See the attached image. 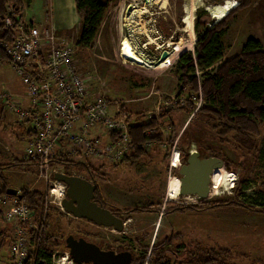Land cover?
I'll return each instance as SVG.
<instances>
[{
    "label": "rangeland",
    "instance_id": "374dc122",
    "mask_svg": "<svg viewBox=\"0 0 264 264\" xmlns=\"http://www.w3.org/2000/svg\"><path fill=\"white\" fill-rule=\"evenodd\" d=\"M102 1L106 3L107 9L95 37V43L88 48L76 44L80 17L75 8V0H36L29 6L21 0L19 6L23 20L50 24L55 35L69 41L67 44L73 50V63L86 85L88 98L95 95L104 96L112 104L109 112L116 115V108L120 109V114L126 112L128 122L146 120L164 114L163 117H159L157 123V130L162 133V140L158 143L150 141L145 145L150 161L143 156L133 166H129L125 162L114 165L106 159L101 169L99 168V173H95L96 183L109 207L123 211L129 207L149 204L152 206L149 211L130 210L125 214L121 231L109 227H97L87 223L84 218H74L67 213V216L56 222L55 226L64 232L84 231L100 242H112L122 248L127 247L136 256L141 254L144 246H150L153 241H160L164 236L175 233L177 236L172 234L174 238L168 247L178 253L184 254L183 245L189 248L200 245L205 248L226 250L227 264H264V192L260 191V184L264 181V161L260 158L259 151L255 153L257 157H254L243 151H234L228 142L219 146V143L216 144L215 131L200 118L195 117L188 124L183 136V140L189 144L188 149L184 150L186 153L184 157L192 150L200 151L204 156L203 147L206 144L220 147L225 155V159L211 154L205 155L212 158L213 166L210 193L207 198L181 196L177 194L178 190L170 191L168 176L165 182L164 167L160 161L161 152L168 138L173 133L178 134L193 111L203 103L198 96V98L190 97L192 108L184 105L187 92L178 80L179 71L176 66L178 56L188 49L192 54L198 37L195 31L197 20L200 25L209 26L216 22V19L223 18L231 6L234 5L233 9L238 6L241 0H193L194 8L190 16L187 13L189 0H155L152 6L148 5L146 9H142V13L135 15L142 25V29L137 32L125 26L127 13L124 10L131 2L143 6L142 0ZM9 3L13 2L8 1ZM202 8L205 12H200L198 15L197 11ZM125 28L128 35L137 42L140 53L153 61L154 65L133 52L127 42ZM250 36H258L264 43V0H251L248 5L236 10L229 17L225 34L222 36L224 58L238 54L242 44ZM181 46L189 47L176 53L175 50ZM162 50H168V57L161 64L156 65L155 60ZM197 75L200 76L201 72L195 69V76ZM13 91H24L26 101L25 99H20L23 102L19 101ZM6 100L27 107L30 99L11 63L0 62V116L2 114L0 163L2 164L10 163L14 159H25V149L31 139L25 140L27 134L24 133V129L28 128L30 123L20 125L14 115L5 108ZM169 109L170 112L166 114ZM100 130V128L93 130L92 134L100 133ZM104 135L105 133L101 135L99 145L101 147L107 144V136ZM259 142V148L264 146V125L260 130ZM178 148L181 151L182 147ZM53 150L56 154L66 153L72 158L71 160L86 161L93 173L100 163V157L108 158L106 153L84 156L80 145L73 142L66 143L63 149L54 147ZM127 152L130 153V150ZM226 166L230 169H226ZM5 167L2 173L7 178L8 187L17 189L18 193L23 186L45 189V192L51 186H45L44 178L41 176L42 167L37 166L36 162L33 167L29 165ZM55 168L57 171L69 172L91 180L88 174L78 167L58 165ZM215 172L225 179L218 180L216 174L214 175ZM171 174L176 175V168ZM241 177L248 179L249 187L244 190L243 195H237V200L248 204L247 206L229 202L235 196L234 189ZM56 185L62 186V197H64L65 184L61 182ZM56 188L61 190L58 186ZM218 190L220 195L216 194ZM217 199L223 200L222 205L215 206L214 209L205 208L206 205L202 206ZM164 200L199 206L198 209H187L182 212L170 211L162 216ZM20 201L22 200L15 203L10 196H0L2 217L5 214L6 218V220L0 218V231L3 227L7 229L0 243V264L10 263L9 252L16 231L12 223L14 217L10 216L15 212H9L13 206L17 207ZM60 210L63 211L62 208ZM33 223L36 224V221L33 220ZM18 228L20 227L16 229ZM28 228L30 226L27 224L22 231V238L25 237L27 241H29L26 231ZM53 252L59 256L67 253L61 247H55ZM168 255L173 260L171 254ZM64 263L67 264V261Z\"/></svg>",
    "mask_w": 264,
    "mask_h": 264
},
{
    "label": "trees",
    "instance_id": "16d2710c",
    "mask_svg": "<svg viewBox=\"0 0 264 264\" xmlns=\"http://www.w3.org/2000/svg\"><path fill=\"white\" fill-rule=\"evenodd\" d=\"M8 1L13 2L12 5L16 10L15 12L7 11L6 5ZM24 1L26 5L31 2V0ZM20 2L21 0H0V40L10 41L12 39V27L4 26L2 18L8 16L13 23L19 22L22 19ZM250 2L251 0H241L238 6L234 9L232 8V10L230 9L223 18L216 20L209 26L200 25L198 20L196 21L195 31L198 37L195 40L192 54L188 52L190 51L189 49L183 51L177 58L176 66L179 71L177 74L178 80H180L181 87L185 88L187 92L184 105L192 108L193 103L189 102L190 97L198 98V96H200L203 103L193 111L180 132L178 134L173 133L166 141L160 160L164 169L167 168L168 151L173 143L178 145V147H182L180 158H184L186 154L184 150L188 149L189 144L183 140V136L188 124L195 117L200 118L204 124L209 125L215 131L216 144L219 143V146L228 142L234 151H243L254 157L256 156L255 153L259 151L261 153L260 158L264 161V146L261 144L262 146L259 148L260 130L262 125H264V47L260 39L250 36L242 44L241 51L238 54L224 58L225 48L222 41L229 17L236 10L243 8ZM75 8L80 17L76 44L82 48L91 47L95 43V37L107 5L102 0H75ZM197 12H199V15L200 12L204 13L205 10L202 8ZM0 62H10L1 44ZM194 68L200 70V76H195ZM169 112L170 109L166 114ZM163 116L164 114L161 113L159 116H152L146 120L130 122L128 125L130 153L125 154L114 165L125 162L129 166H133L143 156L149 158L144 146L150 141L158 143L162 140V133L157 130V123L159 117ZM0 119L2 120V114ZM26 122L29 121L22 120L18 123L21 125ZM24 133L34 136L31 124L24 129ZM203 149L205 155L211 154L225 159L220 147L206 144ZM147 161H150V158ZM34 163L35 161L33 160L23 158L14 159L10 163H0V196L7 195L12 198L18 197L19 200H22L30 211L32 219L37 224L38 229L28 228L26 230L29 236L28 256L21 264H51L53 249L60 247L57 238L62 237L64 234V231L62 229L59 230L55 223L66 217V213L55 205L45 206V189L23 186L20 188L18 195L7 193L6 189L9 185L6 181L7 178L2 173L3 167L6 168L5 166L9 168L19 165L33 167ZM50 164L52 166L64 165L83 169L93 182H96L95 173H99V168L101 169L104 165V163H98L99 165L93 173L86 161L71 160L66 154L54 155L50 159ZM225 168L230 169L229 166ZM248 187V179L241 177L234 189L235 196L229 202L247 206L248 204L237 200V195H243L242 193ZM260 191L264 192V181L260 184ZM96 194H100V189H96ZM222 201L217 199L202 206L206 205L205 208L214 209L215 206L222 205ZM171 202L166 200L162 204V216L170 211L182 212L187 209H198L199 206L198 204H176ZM151 206L149 204L147 206L129 207L130 209L125 208L123 211H149ZM2 211L0 207L1 219L3 218ZM120 211L118 210V212ZM68 219L72 220V218ZM6 230V227H3L0 231V243ZM172 234L177 236V234L171 233L164 236L160 241H153L150 246H144L139 256H136L131 250L132 262L134 264H227L228 253L223 248H205L200 245L189 248L186 247L187 245H183L184 254L178 253L173 249L170 250L168 246L174 238ZM168 254H171L173 260ZM9 260V264H14L15 260L10 257V254Z\"/></svg>",
    "mask_w": 264,
    "mask_h": 264
},
{
    "label": "built area",
    "instance_id": "2783aa9c",
    "mask_svg": "<svg viewBox=\"0 0 264 264\" xmlns=\"http://www.w3.org/2000/svg\"><path fill=\"white\" fill-rule=\"evenodd\" d=\"M7 10L16 11L12 3L8 4ZM2 22L4 26L12 27L13 37L10 41L0 40V44L30 99L27 107L6 100L5 108L14 115L15 120L30 122L34 136L25 149V159L33 160L37 166L42 167L41 176L45 186L51 185L46 192L45 206L57 205L62 208L60 201L63 188L56 185L61 182L52 177V173L57 171L55 166L58 165L52 167L50 164V159L56 155L54 147L63 149L68 142L78 143L84 156L106 153L108 158L100 157V163H105L106 159L116 163L130 149V122L126 112L120 114L118 108L115 110L116 115L110 113L109 107L112 104L104 96L88 98L86 85L73 63V50L67 44L69 41L55 35L50 24L23 19L13 23L8 16L3 17ZM98 128L101 129L100 133L92 134ZM104 133L107 144L101 147V135ZM67 157L72 159L69 155ZM174 157L178 160V166L171 165ZM181 162L180 150L173 143L168 151L167 176ZM57 186L61 190L54 192L58 189ZM13 199L15 203L19 200L17 197ZM11 212H15L10 216L14 217L12 223L16 232L9 254L15 260L14 264H21L28 256V241L25 237L22 238V231L27 224L31 229L38 228L24 202L20 201L17 207L13 206L9 213ZM2 219L6 220L5 214ZM17 227L20 228L16 229ZM51 256V264H65V261L67 264H80L68 253L59 256L52 252Z\"/></svg>",
    "mask_w": 264,
    "mask_h": 264
},
{
    "label": "water",
    "instance_id": "95a60500",
    "mask_svg": "<svg viewBox=\"0 0 264 264\" xmlns=\"http://www.w3.org/2000/svg\"><path fill=\"white\" fill-rule=\"evenodd\" d=\"M167 55L168 51L162 50L157 56L156 63L165 59ZM211 172V157L203 156L197 150L188 152L185 161L176 170L175 176L179 179V195L207 198L210 193ZM52 177L65 184L67 196L62 197L60 201L65 213L118 231L123 229L120 217L92 200L96 188L93 180L61 171L53 172ZM6 192L18 195L17 189L12 187H8ZM65 241L67 253L77 263L134 264L130 250L116 252L114 249H101L93 241H87L82 237L74 238L72 235H68Z\"/></svg>",
    "mask_w": 264,
    "mask_h": 264
},
{
    "label": "bare ground",
    "instance_id": "6f19581e",
    "mask_svg": "<svg viewBox=\"0 0 264 264\" xmlns=\"http://www.w3.org/2000/svg\"><path fill=\"white\" fill-rule=\"evenodd\" d=\"M155 3V0H148L147 2H145V3H143V6H138V5H136V4H130L129 5V7H128V10L126 11V19H125V26H129L131 29H135L134 31L135 32H137V30H141L142 29V25H141V23L140 22H138V20L139 19H137V18H135V15L137 16V13H142L143 11H142V9H146V7L149 5H153ZM144 5H145V7H144ZM208 6V5H207ZM188 16H190V15H192V10H191V7L188 5ZM186 13V14H187ZM125 32H126V38H127V42H128V44L130 45V47L132 48V50H133V52L137 55V56H139V57H141V58H143V59H145L146 61H148V62H150V63H152V65H154L153 64V61H150L148 58H145L141 53H140V51H139V48H138V46H137V42H135L134 40H133V38L132 37H130L129 35H128V31L126 30V28H125ZM141 32V31H140ZM189 47V46H188ZM187 47V48H188ZM187 48H183L182 46L181 47H179V48H177L176 50H175V52L177 53V52H180V51H182V50H184V49H187ZM168 51V50H167ZM167 57H168V55H167ZM166 57V58H167ZM165 58V59H166ZM165 59H163L162 61H160V62H158V63H156V60H155V64L156 65H159V64H161L163 61H165ZM171 165H173V166H178L179 165V163H178V160H176L175 158H173L172 159V161H171ZM212 171H213V166H212ZM212 173V172H211ZM216 174V178L218 179V180H223V179H225V177H222L218 172H215L214 173V175ZM174 177H176L175 175H173V174H171L170 173V175L168 176V178H167V183H169L170 184V191H179V179L178 178H176L175 180H177V181H175V180H172V179H174ZM168 184V185H169ZM57 191H60V190H54V192H57ZM178 195H179V192L177 193ZM216 194L217 195H220L221 193H219V190L216 192Z\"/></svg>",
    "mask_w": 264,
    "mask_h": 264
},
{
    "label": "flooded vegetation",
    "instance_id": "af4514ba",
    "mask_svg": "<svg viewBox=\"0 0 264 264\" xmlns=\"http://www.w3.org/2000/svg\"><path fill=\"white\" fill-rule=\"evenodd\" d=\"M187 156V155H186ZM186 156L182 159V162L181 163H183L184 161H185V159H186ZM181 165V164H180ZM178 169V168H177ZM176 169V170H177ZM175 170V169H174ZM167 171H168V169L166 168V169H164V181L166 182V176H167ZM65 173H68V174H71V173H69V172H65ZM94 184H95V186H96V188H95V191H94V198L92 199L94 202H96L98 205H100V206H102V207H106V208H108L112 213H114L117 217H120L121 218V220H122V225L124 226V221H125V217H124V215L125 214H128L129 213V211H120V212H118V210L117 209H113L112 207H109L107 204H106V202H105V200H104V197L102 196V194H101V192H100V194H96V189H99V187H98V184H96V182H94ZM166 193V192H165ZM166 195V194H165ZM64 196L66 197L67 196V194H66V187H65V193H64ZM166 200H164V202H165ZM72 217H74V216H72ZM74 218H76V217H74ZM78 219H81V218H78ZM83 219V218H82ZM86 220V219H85ZM87 221V223H89V224H92V225H95V226H97V227H108V226H104V225H97V224H95L94 222H92V221H89V220H86ZM110 229H113L112 227H109ZM118 231V230H117ZM59 234V233H58ZM68 235H72L74 238H79V237H82V238H84L85 240H87V241H93V242H95L101 249H114L116 252L117 251H120V250H130V249H128L127 247H125V248H122V247H120V246H117V245H115L114 243H112V242H100V240H97V238L95 239V237H93V236H91L90 234H88V233H86V232H84V231H80V230H70V231H68V232H64V234H63V236L62 237H58L57 238V241H59V246L61 247V248H63V249H65L66 250V252L68 251V248L66 247V241H65V239H66V237L68 236ZM65 247V248H64ZM131 251V250H130Z\"/></svg>",
    "mask_w": 264,
    "mask_h": 264
},
{
    "label": "crops",
    "instance_id": "0c3cea01",
    "mask_svg": "<svg viewBox=\"0 0 264 264\" xmlns=\"http://www.w3.org/2000/svg\"><path fill=\"white\" fill-rule=\"evenodd\" d=\"M34 1H36V0H31V2H30V4L29 5H32L33 3H34ZM143 1V3H145V2H147L148 0H142ZM130 4H135V2H131V3H129V4H127L126 5V7H125V12L128 10V7H129V5ZM28 5V6H29ZM189 5L191 6V8H192V11H193V0H189ZM234 6V5H233ZM233 6H231L230 7V9L231 8H233ZM224 7V6H223ZM224 8H226V6L224 7ZM125 12H124V14H125ZM186 19L188 20V18H187V16H186ZM253 37H255V38H258V39H260V41L262 42V44H263V46H264V43H263V39L262 38H260V37H258V36H253ZM14 92V91H13ZM17 92V93H16ZM14 95H15V97L16 98H18V100L19 101H21V102H23L22 100H20V99H25V101H26V97H25V93H24V91L23 92H20V91H15L14 93H13ZM13 95V96H14ZM29 103V102H28ZM30 104V103H29ZM25 105V104H24ZM26 106V105H25ZM19 122V121H18ZM27 137H26V139L25 140H28V138H31L33 135H26Z\"/></svg>",
    "mask_w": 264,
    "mask_h": 264
}]
</instances>
